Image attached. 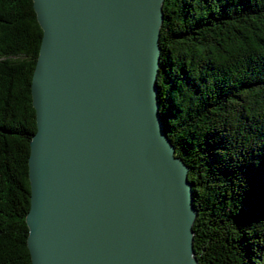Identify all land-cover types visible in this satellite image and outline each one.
I'll use <instances>...</instances> for the list:
<instances>
[{"label": "water", "instance_id": "95a60500", "mask_svg": "<svg viewBox=\"0 0 264 264\" xmlns=\"http://www.w3.org/2000/svg\"><path fill=\"white\" fill-rule=\"evenodd\" d=\"M165 0H33L32 264H199L189 167L160 116Z\"/></svg>", "mask_w": 264, "mask_h": 264}, {"label": "trees", "instance_id": "16d2710c", "mask_svg": "<svg viewBox=\"0 0 264 264\" xmlns=\"http://www.w3.org/2000/svg\"><path fill=\"white\" fill-rule=\"evenodd\" d=\"M160 116L189 167L199 264H264V0H165ZM43 32L0 0V264H32L28 159Z\"/></svg>", "mask_w": 264, "mask_h": 264}]
</instances>
